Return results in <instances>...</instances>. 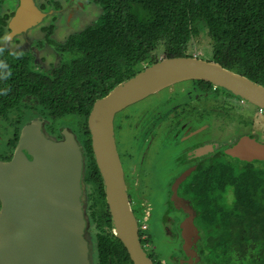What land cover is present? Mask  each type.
<instances>
[{
    "label": "trees",
    "instance_id": "trees-1",
    "mask_svg": "<svg viewBox=\"0 0 264 264\" xmlns=\"http://www.w3.org/2000/svg\"><path fill=\"white\" fill-rule=\"evenodd\" d=\"M86 1L99 10L97 19L55 47L60 60L48 70L34 66L29 52L2 48L13 11L0 15V132L11 133L7 145L11 157L22 128L31 122L44 123V131L57 140L62 139L60 130L73 125L85 158L83 186L91 191L98 264H132L112 232L91 150L90 110L96 100L159 60L192 58L189 53L198 37L205 40L208 62L264 87V0ZM4 2L0 0V5ZM54 7L58 9L57 3ZM42 31L54 46L52 27ZM36 47L42 48V42ZM190 84L204 99L223 96L231 104L241 101L209 83ZM238 144L231 149L232 156L219 153L206 159L185 183L194 194L187 199L198 234L201 241L202 233L209 240L207 252L197 248V260L207 253L209 264H264V162L234 156ZM199 218L207 228L197 226ZM142 235L141 243L148 245L151 236L143 242Z\"/></svg>",
    "mask_w": 264,
    "mask_h": 264
},
{
    "label": "water",
    "instance_id": "water-1",
    "mask_svg": "<svg viewBox=\"0 0 264 264\" xmlns=\"http://www.w3.org/2000/svg\"><path fill=\"white\" fill-rule=\"evenodd\" d=\"M44 17L32 0H19L7 39L37 28ZM192 81L209 83L264 111V87L217 63L184 57L142 69L96 100L87 118L113 235L132 264L154 262L140 241L117 148L115 117L167 88ZM233 155L245 162H264V144L244 137ZM83 168V155L72 133L64 130L62 140L54 142L44 137L39 121L22 128L12 159L0 161V264H90ZM189 215L181 229L184 240L194 238L195 243V213L190 207Z\"/></svg>",
    "mask_w": 264,
    "mask_h": 264
},
{
    "label": "rangeland",
    "instance_id": "rangeland-1",
    "mask_svg": "<svg viewBox=\"0 0 264 264\" xmlns=\"http://www.w3.org/2000/svg\"><path fill=\"white\" fill-rule=\"evenodd\" d=\"M55 3L58 4V9H55ZM35 4L37 6L41 4L45 6L48 11H51L50 14L53 19L47 21L44 19L43 22L46 23H41L37 28H33L29 35L25 37L20 35L16 37L18 39H13V42L10 41L12 43H3L1 46L3 49L14 52L24 51L31 53L35 59L34 66L40 70H48L55 67L60 60L55 47L63 45L69 36L79 33L93 24L99 15V10L89 5L86 0H35ZM16 5V0H5L0 5V15L12 11ZM40 27H52L50 40L54 42V46L46 42L45 33L40 32ZM38 42H42V48L40 49L36 47ZM204 45L205 40L202 37L196 38L189 54L196 59L209 60V54H205L207 50L204 49ZM190 83L186 82L167 88L143 102L125 109L115 117L116 135L118 133L121 139L117 142V148L118 151L119 149L120 151L126 150L125 155L121 154V165L130 202H134L132 204V207L135 208L134 214L138 219L141 215L148 214L150 216L152 214L148 229V234L152 239L148 245L143 243V247L155 264H182L179 261L183 258L180 252L181 240L178 237L175 220H173L176 219L177 215L176 213H170V210L167 214L166 205V200L170 197V194L172 195L170 193L172 189L170 187L171 180L176 178V175L182 169V167L179 168L177 166V158L181 165L185 161L188 162L189 166H197L202 160L217 153H229L232 156L230 151L238 144L241 135H247L246 137L264 144V116L258 115L257 108L247 103L240 105L239 102H236L237 105H233L229 98L225 99L226 97L224 98L223 96L204 99L198 94V91L194 90V86ZM216 95H221V92ZM181 110L183 111L181 112ZM208 110L211 113L204 118V146L206 147L203 149V153L201 152L202 154L198 155L197 151H195L196 147L190 148V146L188 147L190 149H186L183 152L182 149L187 144L183 141V137L187 133L185 130L187 127H182L181 125L184 124L186 118L183 117V122L175 124L177 122L176 117L190 114L192 119H194L197 113L203 111L205 114ZM156 114L159 120L160 118L164 120L158 121L160 125H158V130L154 134L153 122L155 120L152 118ZM251 119L254 122L252 121L250 125L245 126V122ZM165 120H169V124L165 123ZM73 129V125L68 124L64 128V130L72 133L77 140ZM10 135L11 133L7 136L1 134V138L4 136L7 139ZM2 141L5 140L2 139ZM77 142L79 141L77 140ZM189 142L190 140H188ZM202 145L200 144V146ZM177 146L180 148L179 150ZM1 152L2 148L0 147ZM175 181H178V179L176 178ZM90 192L88 187L83 186V207L88 222L86 235L92 246L93 264H97L98 261L94 251L96 232L93 230L94 222H92L90 216V206L92 204V200L89 199ZM176 192L179 197L184 198L181 199L182 201L194 198V194L189 189H186L185 183L183 185L180 183ZM228 196H230V193H228ZM181 200L180 202H182ZM171 205L169 206L170 209ZM181 205L187 207V211L183 212L186 216L185 221L190 216V206L188 203H181ZM175 206H177V202H175ZM175 206L173 207L176 208ZM182 206L178 205L177 208L183 211L185 208H182ZM163 213L167 214L171 221H174V225L170 227L172 234H169L170 231L165 227L161 218ZM180 218L183 219L184 216L182 215ZM176 221L179 222V220ZM202 221L199 218L196 222L197 226L200 229H203V227L207 228L206 223ZM215 233V231L210 230V234L215 235ZM202 238L203 241L197 245V248L204 253L207 252L206 247L209 240L207 242L203 233ZM207 255V253L206 255L203 254L204 257ZM204 257L195 260L191 264H209L212 262L208 256Z\"/></svg>",
    "mask_w": 264,
    "mask_h": 264
},
{
    "label": "flooded vegetation",
    "instance_id": "flooded-vegetation-1",
    "mask_svg": "<svg viewBox=\"0 0 264 264\" xmlns=\"http://www.w3.org/2000/svg\"><path fill=\"white\" fill-rule=\"evenodd\" d=\"M17 1V5H16V7L15 8H13V15H12V18H13V16H14V14H15V11H16V9L18 8V5H19V0H16ZM32 3H33V5L35 6V8L43 15V16H45L44 17V19H46V21L47 20H49V19H53V16L50 14V12L51 11H48V9L45 7V6H43L42 4L40 5V6H37L36 4H35V0H32ZM58 5V4H57ZM11 18V19H12ZM10 19V20H11ZM44 19H43V21H44ZM10 20H9V22H10ZM42 21V24H44V23H46V22H43ZM9 22H8V25H9ZM41 24V23H40ZM43 28H45V27H40V29L39 30H41L40 32L42 33L43 31H42V29ZM33 28H31V29H29V30H26L25 32H23V35H22V37L24 36H26V35H29L30 34V32H31V30H32ZM9 30V29H8ZM36 30V29H35ZM34 30V31H35ZM8 34H9V32L7 33V35H6V38L4 39V41H6V43L8 42V43H12L14 40H16V39H18V38H16V37H18V36H16L15 38H13L12 40H8L7 39V36H8ZM10 41H12V42H10ZM33 56V55H32ZM34 57V56H33ZM194 90H196V91H198L196 88H194ZM198 94H199V91H198ZM200 96H201V94H199ZM237 102H239V101H237ZM236 104V103H235ZM239 104H240V102H239ZM245 103H243V104H241V105H244ZM234 105V104H233ZM237 105V104H236ZM233 109H235V107H233ZM183 110H181V112H182ZM204 113L201 111V112H199V113H197V115H196V117L194 118V119H192V117L190 116V114H184L183 116L182 115H180V116H178V117H176V119H177V122H175V124H178V123H180V122H183L184 121V119H183V117L184 118H186L185 119V121H184V124H182L181 126L182 127H187V128H185V130H186V135L183 137V141L185 142V143H187L186 144V146L182 149V151L184 152L186 149H190L191 147H196V150L195 151H197V153H198V155H200V154H202L203 153V149H205V147L206 146H204V131H205V125H204V118L202 117V115H203ZM262 116V115H261ZM155 117V118H154ZM154 117L152 118L153 120H155L154 122H153V132H154V134H155V132L158 130L157 129V127H158V125H160V122H158V121H160V120H164L163 118H160V120H159V118H158V115L156 114V115H154ZM35 121H37V120H35ZM34 122V121H33ZM40 122V121H39ZM32 123V122H31ZM165 123H168L169 124V120H165ZM186 123H187V125H186ZM40 124H41V132H42V134L44 135V137L46 138V139H49V140H52V141H54V142H56V141H60V140H62V139H58L57 140V138H55V136L54 137H52L51 135H48L44 130H45V128H44V123H42V122H40ZM164 124V123H163ZM173 126V125H172ZM64 131V128H63V130H60V132H61V134H62V132ZM142 133V132H141ZM1 134H2V132H0V147L2 148V152L0 153V161H4V162H8V161H10L11 159H12V156H13V153H14V150H15V148H16V146H17V144H18V141H17V144H16V146H15V148H14V150H13V152H12V154H11V157L9 156V153H8V142H9V140H10V138H11V135L10 136H8L7 137V139L3 136L2 138H1ZM9 135V134H8ZM141 135V134H140ZM5 136H7V133H5ZM19 136H20V134H19ZM19 136H18V140H19ZM154 136V135H153ZM247 136V135H246ZM245 135H241V137H240V139H242V138H244V137H246ZM2 139L3 140H5V141H2ZM252 139V138H251ZM121 139L119 138V135H118V133H117V135H116V141L118 142V141H120ZM188 140H190V142L188 143ZM77 141V140H76ZM241 141V140H240ZM77 143H79V142H77ZM200 144H203L202 146H200ZM190 146V148H188ZM79 147H80V149L82 148V146H81V144L79 143ZM178 147V146H177ZM204 147V148H203ZM5 150V152H4V150ZM180 148L178 147V150H179ZM201 149V150H200ZM126 150H122V151H120V149H119V157H120V161H121V158H122V156H121V154L122 155H125L126 154V152H125ZM81 152H82V155H83V159H84V162H85V158H84V153H83V148L81 149ZM182 152V153H183ZM202 152V153H201ZM217 154H219V153H217ZM217 154H214V155H217ZM213 155V156H214ZM212 157V156H211ZM29 160H31L30 159V157H27ZM208 158H210V157H208ZM208 158H206V159H208ZM205 159V160H206ZM205 160H202L199 164H197V166H193V165H190L189 166V164H188V162H185L184 161V163L181 165L180 164V162L178 161V158H177V163H178V167L180 168V167H182V169H181V171H180V173H178L176 176V178L178 179V181H175V179L176 178H174L173 180H171V183H170V187H172V189H171V191H170V193H172V195L170 194V197H168V199L166 200V205H167V214H168V212H169V210H170V213H176V215H177V217H176V219H173V220H175V227L177 228V230H178V237L180 238V240H181V243H180V252L182 253V257L183 258H181V260H179L180 262H182V264H191L192 262H195V260H197V245L199 244V243H201L202 241H201V236L198 234V230L196 229V226H195V224H194V221H193V225H194V227H195V229H196V231H197V239H196V242L194 243V238H191L190 239V241L188 240V241H185L184 240V238H183V233H182V229H181V225H182V223H183V221H184V219H185V215L183 214V212L184 211H180V208H177V206L178 205H180L181 203H188L189 205H190V202H189V200H181V199H184V198H182L181 196L179 197V195L177 194V192H176V189H177V187H179V185H180V183L183 185L184 183H186L187 182V179L188 178H190L191 177V175L194 173V172H196L198 169H199V167H200V165L201 164H203L204 162H205ZM193 166V167H192ZM182 172V173H181ZM125 176V175H124ZM174 181V182H173ZM128 192V191H127ZM129 199H130V196H129ZM180 200L182 201V202H180ZM175 202H177V206H175ZM132 204H134V202H132L131 203V206H132ZM172 204V205H171ZM171 205V209H170V206ZM173 206H175L176 208H174ZM191 207V206H190ZM192 208V207H191ZM0 209H1V205H0ZM134 207H132V210L134 211ZM192 210H193V208H192ZM194 211V210H193ZM167 214H165V213H163V217H161L162 219H163V222H164V224H165V227L166 228H168V231H170L169 232V234H172V230H171V225L173 226L174 225V221L172 220H170V218L168 217V215ZM184 216V218L183 219H181L180 218V216ZM178 216H179V218H178ZM85 217H86V215H85ZM151 218H152V214L149 216V222H150V220H151ZM138 219V218H137ZM176 220H179V222H177ZM88 228V227H87ZM87 231V230H86ZM86 233L87 232H85V239L89 242V240H88V237H87V235H86ZM185 247H186V249H187V251L186 252H184V249H185ZM145 250V249H144ZM94 251H95V254H96V256H97V252H96V249H94ZM190 252V256L189 255H187V253H189ZM184 253L186 254L185 256H184ZM146 254H147V252H146ZM148 255V254H147ZM149 256V255H148ZM188 256H189V258H190V260H189V258H188ZM89 262H90V264H93V260H92V246L90 245V243H89ZM192 260H194V261H192ZM153 261V260H152ZM98 264V263H97Z\"/></svg>",
    "mask_w": 264,
    "mask_h": 264
},
{
    "label": "built area",
    "instance_id": "built-area-1",
    "mask_svg": "<svg viewBox=\"0 0 264 264\" xmlns=\"http://www.w3.org/2000/svg\"><path fill=\"white\" fill-rule=\"evenodd\" d=\"M240 105L243 104V101H239ZM259 114L264 116V111L259 110ZM138 229L143 234V240L148 238V229H149V215H142L141 219H137Z\"/></svg>",
    "mask_w": 264,
    "mask_h": 264
},
{
    "label": "clouds",
    "instance_id": "clouds-1",
    "mask_svg": "<svg viewBox=\"0 0 264 264\" xmlns=\"http://www.w3.org/2000/svg\"><path fill=\"white\" fill-rule=\"evenodd\" d=\"M258 115H260V114H259V109H258ZM260 116H261V115H260ZM141 217H142V215H141ZM141 217H140L139 219H141ZM138 231H139V229H138ZM140 233H141V232L139 231V236H140ZM149 236H150V235L148 234V238H147L146 240H149ZM142 240H143V235H142ZM146 240H143V241L146 242ZM140 241H141V238H140ZM150 241H151V239H150ZM141 244H142V243H141ZM145 244H146V243H145ZM142 245H143V244H142ZM154 264H155V263H154Z\"/></svg>",
    "mask_w": 264,
    "mask_h": 264
}]
</instances>
